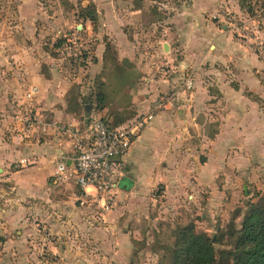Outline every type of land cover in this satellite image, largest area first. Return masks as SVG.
Returning a JSON list of instances; mask_svg holds the SVG:
<instances>
[{"label":"rangeland","instance_id":"1","mask_svg":"<svg viewBox=\"0 0 264 264\" xmlns=\"http://www.w3.org/2000/svg\"><path fill=\"white\" fill-rule=\"evenodd\" d=\"M106 4L107 0H0V85L19 82L30 75L35 65L43 71L53 67L65 84L61 95H57L60 100L74 107L90 95L95 110L120 124L142 114L129 105L139 92L153 95L151 79L171 84L173 79L175 83L174 88L159 87L154 102L178 98L185 71L175 66L181 55L172 54L168 44L162 46L166 39L161 34L164 25L152 24L154 19L226 18L229 24V19L236 16L251 20V32L254 27L264 29V0L223 2L216 14L206 12L198 17L186 13L194 7L193 0H115L112 5ZM93 9L97 20H85L87 10ZM102 18H127L121 24L130 44L122 45L117 36L107 35ZM253 20L257 23L253 24ZM63 38L80 43L86 58L75 62L61 52L56 44ZM133 87L136 90L131 92ZM100 93L105 100L102 109L97 107ZM74 108L77 112L78 107ZM76 115L83 119L85 112L80 108ZM46 119L68 122L64 118ZM15 132L18 139L13 142L18 149L24 148L22 153H29L27 146L31 149L46 137L37 131ZM56 135L65 143L73 141L68 133ZM61 147L66 149L65 144ZM51 159L46 155L42 164L54 169L56 163ZM51 178L46 175L45 190L40 189L44 194L22 199L27 208L25 225L0 232V264H172L167 248L173 247L177 228L187 225L216 237L218 264H232L228 254L233 249L231 233L241 227L252 205L264 193L258 192L256 183L245 185V190L240 184L235 192L227 191L209 208L208 199L196 200L189 197L190 192L182 195L171 188L166 192L164 184L133 181L117 190L111 210L105 212L94 196L84 192L83 199L71 201L67 190H81ZM7 236L22 239L26 247L17 249L19 242L4 249ZM27 256L30 260L24 262L21 257Z\"/></svg>","mask_w":264,"mask_h":264},{"label":"crops","instance_id":"2","mask_svg":"<svg viewBox=\"0 0 264 264\" xmlns=\"http://www.w3.org/2000/svg\"><path fill=\"white\" fill-rule=\"evenodd\" d=\"M114 1L107 0L106 5H112ZM231 1L193 0L194 7L186 13L196 17L206 12L214 15L223 5L221 3ZM232 3L240 11L236 2ZM186 17L154 19L152 24L164 25L161 34L166 39L162 46L168 44L172 54L180 53L175 67L193 74L194 87L190 92L180 90L178 98L172 97L171 103L155 113L125 157L126 172L119 189L133 181L158 182L165 185L166 192L171 188L182 195L190 192L189 197L196 200L208 199L211 208L216 200L223 198V194L230 190L235 192L240 184L245 190V185L256 183L258 192L264 191V29L254 27V32L249 33L251 37L244 41L231 30L226 18ZM102 21L109 31L107 35L117 36L122 45L130 44L121 24L127 18H102ZM256 23L253 20V24ZM257 38L261 50L253 46ZM126 49L130 50V47ZM173 83V79L172 84L168 80L151 79V99L139 92L133 96L129 107L137 113L148 112L159 87L170 85L174 88ZM30 85L39 86L37 107L46 117L64 118L68 122L83 121L84 118L76 117L83 103L76 105V112V106L66 104L57 96L61 95L65 84L53 67L43 71L35 65L30 75L20 78L19 82L8 81L7 85H0V110L13 111L15 103L21 101ZM92 109L84 111L85 116ZM13 126L9 119L0 118L2 233L25 225L23 215L27 208L22 199L44 194L41 190H45L46 175L53 177L56 170V166L52 169L50 165L42 164L44 157L50 156L55 162L58 155L70 157L74 151L71 141L65 143L55 131H50L31 149L26 147L29 153H22L24 148L18 149L13 142L18 139L15 131L20 129ZM63 144L66 149L61 147ZM23 157L34 165L17 169L14 164ZM66 183L76 186L74 182ZM67 192L71 201L83 199L82 190L76 193L69 189ZM18 243L17 249L26 247L22 239L7 236L4 249ZM29 256L21 259L29 261Z\"/></svg>","mask_w":264,"mask_h":264},{"label":"built area","instance_id":"3","mask_svg":"<svg viewBox=\"0 0 264 264\" xmlns=\"http://www.w3.org/2000/svg\"><path fill=\"white\" fill-rule=\"evenodd\" d=\"M250 21L233 16L229 19L231 30L247 41L251 35ZM253 33V32H252ZM257 50L262 45L257 38L253 42ZM72 60L82 59V45L73 39L59 48ZM194 87V76L184 72L179 89L190 92ZM40 94L38 85H30L23 93L21 101L13 107V111L0 110L1 119H9L11 124L24 133L39 132L47 135L50 131L68 133L73 144L72 156L65 154L56 157V170L53 175L57 182H74L86 194L96 198L103 211L108 212L114 203V197L126 172L125 157L133 143L152 121L155 113L172 102V97L161 98L154 102L146 113L120 125L114 124L106 115H101L95 108L84 117L82 122L48 121L37 107ZM68 161L71 164H68ZM29 164L23 157L14 164L16 168Z\"/></svg>","mask_w":264,"mask_h":264},{"label":"trees","instance_id":"4","mask_svg":"<svg viewBox=\"0 0 264 264\" xmlns=\"http://www.w3.org/2000/svg\"><path fill=\"white\" fill-rule=\"evenodd\" d=\"M240 1L243 3L245 0ZM87 11L84 19L95 22L96 10ZM67 39L59 40L56 46L61 48ZM85 58L86 52L83 55ZM83 100L82 110L88 112L93 108V97L89 95ZM104 101V95L97 94L96 106L99 109H102ZM261 195L259 202L252 205L249 214L243 219L241 227L231 233L233 249L228 254L232 264H264V193ZM174 236L173 247L167 248L168 254L171 253L172 264H218L216 237L197 232L193 225L178 227Z\"/></svg>","mask_w":264,"mask_h":264},{"label":"water","instance_id":"5","mask_svg":"<svg viewBox=\"0 0 264 264\" xmlns=\"http://www.w3.org/2000/svg\"><path fill=\"white\" fill-rule=\"evenodd\" d=\"M68 164H71V162H70V161H68Z\"/></svg>","mask_w":264,"mask_h":264}]
</instances>
